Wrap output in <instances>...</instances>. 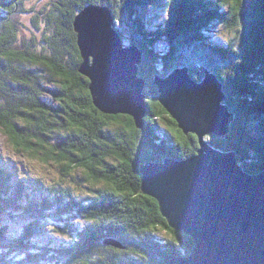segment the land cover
<instances>
[{
    "label": "trees",
    "instance_id": "16d2710c",
    "mask_svg": "<svg viewBox=\"0 0 264 264\" xmlns=\"http://www.w3.org/2000/svg\"><path fill=\"white\" fill-rule=\"evenodd\" d=\"M26 1L0 0V133L18 154L55 166L61 179L75 174L90 194L33 198L19 178L0 170V264H166L189 255L193 239L170 228L157 201L141 190L142 163L182 160L198 149L197 137L185 135L159 103L154 78L184 66L199 81L202 70L214 73L234 117L225 137L205 139L236 151L246 172L264 171V0H218L216 9L208 0H173L167 27L151 38L146 22H134L132 0H49L51 7L36 10L29 24L20 19L34 9ZM88 5L133 24L148 108L142 128L128 115L99 111L79 73L73 20ZM216 23L235 37L210 44L205 32ZM155 35L168 42L161 61L151 47ZM2 216L25 225L11 233ZM41 216L53 219L60 241L44 239ZM107 239L122 248L105 245Z\"/></svg>",
    "mask_w": 264,
    "mask_h": 264
},
{
    "label": "water",
    "instance_id": "95a60500",
    "mask_svg": "<svg viewBox=\"0 0 264 264\" xmlns=\"http://www.w3.org/2000/svg\"><path fill=\"white\" fill-rule=\"evenodd\" d=\"M110 8L88 5L75 16L79 73L89 80L93 104L103 114L128 115L142 128L148 111L139 75L140 50L120 43ZM158 101L185 135L198 140L186 159L164 157L139 167L141 190L155 199L170 228L189 235V255L167 264H264V171L246 172L234 150L213 147L207 135L225 137L234 114L217 76L201 82L188 67L154 78ZM105 245L122 248L105 240Z\"/></svg>",
    "mask_w": 264,
    "mask_h": 264
},
{
    "label": "rangeland",
    "instance_id": "374dc122",
    "mask_svg": "<svg viewBox=\"0 0 264 264\" xmlns=\"http://www.w3.org/2000/svg\"><path fill=\"white\" fill-rule=\"evenodd\" d=\"M172 1L173 0H132L131 11H132L133 20L134 22H138V21L146 22L147 25L145 27V31H148L147 32L148 36L146 35L148 38H151L150 36L152 35L153 31H155L157 28H161L165 30V28L167 27V23L170 17L169 16L170 11H172L173 13ZM208 1L212 4L213 9H216V7H218L213 5V3L215 4L216 1L218 0H208ZM48 2L49 0L26 1V8L28 9L32 5L35 11L34 9H32V11L28 10V12L20 14L21 21L29 24V20L33 16V14H36L37 11L40 10L44 11V9H49V7H51L50 5H47ZM207 9L209 10L210 8ZM131 11L129 18H131ZM137 14L139 16H137ZM203 14H205V12ZM121 17L122 16L116 19L113 25L114 28L120 34L121 37L120 42L124 46H130V45L136 46L140 50L143 57V53L141 49L136 44H134V42L136 43L135 40L136 36H134L136 35V33H135V29L132 28L133 24L131 26L130 20H127L126 22L124 15H123L124 17L123 20ZM192 17L194 18L197 17V14L192 13ZM38 22L41 23L43 21L38 19ZM199 25L204 27L202 22H199ZM234 37H235L234 30H228L226 27H224L223 25L221 26L219 23L214 24L212 28H210L209 30L207 29V31L205 32V38H207L206 40L210 44L214 42H216V44H226L228 43L229 40H231ZM156 38H157L156 35L152 38L151 41L153 42L152 43L153 46L151 45V47H153L155 51L154 54L159 55L160 57L159 60L161 61V59H163V54L165 52V48H167L166 45L168 42L165 39H156ZM142 57L141 60L143 61ZM141 65L142 62L138 64L137 68L139 69ZM162 66L161 67L159 66L160 69H162ZM205 70L207 71V69ZM195 76H198L196 75V72H195ZM191 77L194 78L193 75ZM257 82L259 84L261 83V80H258ZM0 170L3 171L4 174H10L11 176L15 175L17 178H19V180L22 182V185L24 184L25 187L29 189L27 191L25 188L24 193L26 195H28L29 191H34V193L31 194L33 198H38V196H42L43 193L49 196H53L55 194H60L61 196L64 197H66L67 195L76 196L75 198L79 200V199H84L86 195L90 194V189L88 186H86L88 184L84 183L83 180L80 179L79 177H75V174L71 176H67V178L62 177L61 179L56 172L55 166L51 164L43 166L38 162H36L35 160H32L30 157L25 158L21 154H18L8 145V141L4 136H2L1 133H0ZM11 176L9 178L13 180ZM82 184H84L86 187L82 186ZM2 217L4 218L2 219V223H6L8 225L9 231L11 233H17L19 228L25 225L23 223L20 224V222H18V219L13 220L12 218H10L8 220L6 216H2ZM24 218H28L26 212H24L22 215V219ZM37 218L39 223L43 221V231H42L43 234L41 231L40 232L41 235L44 237V239L45 240L54 239L60 241L61 238H58L57 233L51 230L52 226L53 227L56 226L53 219L44 218L47 220L46 222H44L42 216ZM26 220L28 221L29 218ZM46 223L48 224L46 225ZM44 239L43 238L41 240L39 239V241L40 242L45 241Z\"/></svg>",
    "mask_w": 264,
    "mask_h": 264
},
{
    "label": "bare ground",
    "instance_id": "6f19581e",
    "mask_svg": "<svg viewBox=\"0 0 264 264\" xmlns=\"http://www.w3.org/2000/svg\"><path fill=\"white\" fill-rule=\"evenodd\" d=\"M77 15H78V14H77ZM74 31H75V30H74ZM76 35H77V33H76ZM120 43H121V42H120ZM202 71H203V73H204V71H206V70H202ZM203 78H204V77H203ZM203 78H202V80H203ZM202 80H200V81H198V82H201ZM174 230H175V229H174ZM2 238H3V237H2ZM193 241H194V240H193ZM193 246H194V245H193ZM192 248H193V247H192ZM191 250H192V249H191ZM173 259H174V258H173ZM171 260H172V259H171ZM171 260H169V261H171ZM169 261H168V262H169ZM168 262H167V263H168ZM167 263H166V264H167Z\"/></svg>",
    "mask_w": 264,
    "mask_h": 264
},
{
    "label": "snow or ice",
    "instance_id": "6c2138e0",
    "mask_svg": "<svg viewBox=\"0 0 264 264\" xmlns=\"http://www.w3.org/2000/svg\"><path fill=\"white\" fill-rule=\"evenodd\" d=\"M166 114V113H165ZM173 123H175L174 121H173ZM177 132L179 131V130H176ZM180 135H182V134H180ZM186 140H187V138H185V142H186Z\"/></svg>",
    "mask_w": 264,
    "mask_h": 264
}]
</instances>
